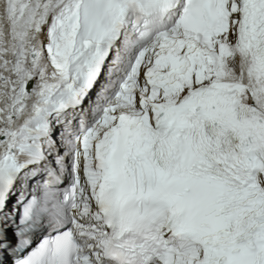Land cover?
<instances>
[{"label":"snow or ice","instance_id":"1","mask_svg":"<svg viewBox=\"0 0 264 264\" xmlns=\"http://www.w3.org/2000/svg\"><path fill=\"white\" fill-rule=\"evenodd\" d=\"M0 264H264V0H0Z\"/></svg>","mask_w":264,"mask_h":264}]
</instances>
